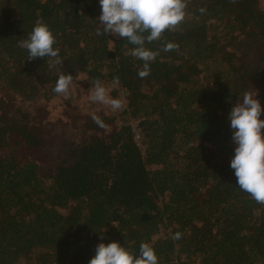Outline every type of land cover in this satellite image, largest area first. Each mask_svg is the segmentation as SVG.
<instances>
[{
  "label": "trees",
  "instance_id": "obj_1",
  "mask_svg": "<svg viewBox=\"0 0 264 264\" xmlns=\"http://www.w3.org/2000/svg\"><path fill=\"white\" fill-rule=\"evenodd\" d=\"M185 11L145 45L179 50L140 78L136 46L97 35L99 0H0V264H89L113 241L137 255L148 243L158 264H264V204L237 185L228 120L245 91L264 108V0H189ZM38 20L62 64L19 47ZM62 72L74 78L64 106L79 79L118 76L123 109L55 129L37 103L63 95Z\"/></svg>",
  "mask_w": 264,
  "mask_h": 264
},
{
  "label": "clouds",
  "instance_id": "obj_2",
  "mask_svg": "<svg viewBox=\"0 0 264 264\" xmlns=\"http://www.w3.org/2000/svg\"><path fill=\"white\" fill-rule=\"evenodd\" d=\"M189 0H99L101 14L98 17L103 31L97 30V35L108 34L123 37L135 45L131 55L144 62L143 69L138 72L140 78L150 74V63L154 62L161 51L179 50V45L166 42L160 49L151 50L145 45L161 39L165 31L173 32L179 29L186 16ZM234 2V0H233ZM206 9L201 8L204 13ZM53 31L49 25L38 20L27 38L18 42L19 47L28 51V60L48 58L50 68L63 63ZM74 82L72 74L60 73L53 91L68 98L69 87ZM120 84L118 76L113 78L112 86ZM258 89L245 91L228 114L232 131V142L235 145L234 157L230 167L234 170L237 185L252 197L258 204H264V119L261 114L264 108L257 99ZM90 101L109 106L113 110L123 108L121 99L112 98L108 89L99 80L93 81L89 89ZM93 119L104 127L103 121L94 116ZM181 238L179 232L172 237ZM95 256L89 264H158V257L153 247L142 243L139 254L121 246L119 242L99 243Z\"/></svg>",
  "mask_w": 264,
  "mask_h": 264
},
{
  "label": "rangeland",
  "instance_id": "obj_3",
  "mask_svg": "<svg viewBox=\"0 0 264 264\" xmlns=\"http://www.w3.org/2000/svg\"><path fill=\"white\" fill-rule=\"evenodd\" d=\"M259 45V43L257 44ZM262 48L264 49V45H262ZM85 79V77H82ZM90 79L89 77H87ZM87 80V79H85ZM85 80H78L75 86V95L71 98L70 102L73 107L69 108L64 106V102L67 101L69 98L66 99L64 95H61L59 97L53 98L50 101L47 99L41 98L39 99V103H37L38 109H41L44 113H47L48 115V121L53 122L55 129L56 127H59V129L63 130H70L71 125H65L63 122L67 120H76L78 123H81L83 120L84 115H99V114H112L121 111L120 110H113L109 106L100 104L98 102L93 103L90 101V92L89 89L93 86L90 85L89 82ZM105 87L109 91V95L112 98H118L121 99L123 102V105L126 103V98L120 89L117 87H113L110 83L102 82ZM43 97V96H41ZM66 113H68L66 115ZM132 127H137L138 121L133 120L132 121ZM66 126V127H64ZM140 128V127H139ZM138 128V129H139ZM141 130V129H140ZM136 139V137H135ZM144 138H142V132H141V138L139 140L136 139V141L139 143L140 146H144L143 143Z\"/></svg>",
  "mask_w": 264,
  "mask_h": 264
},
{
  "label": "built area",
  "instance_id": "obj_4",
  "mask_svg": "<svg viewBox=\"0 0 264 264\" xmlns=\"http://www.w3.org/2000/svg\"><path fill=\"white\" fill-rule=\"evenodd\" d=\"M138 128H139L138 125H137V127H134V133H135V137L137 140H139L141 138V130H140V128L139 129Z\"/></svg>",
  "mask_w": 264,
  "mask_h": 264
}]
</instances>
